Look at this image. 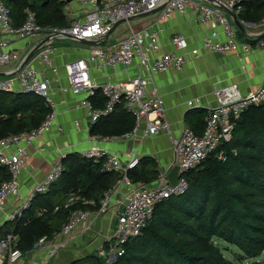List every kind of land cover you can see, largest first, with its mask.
Segmentation results:
<instances>
[{
  "label": "built area",
  "instance_id": "1",
  "mask_svg": "<svg viewBox=\"0 0 264 264\" xmlns=\"http://www.w3.org/2000/svg\"><path fill=\"white\" fill-rule=\"evenodd\" d=\"M63 13L68 24L63 26L42 25L37 22L36 13L24 8V18L16 25L4 0H0V66L16 63L15 67L0 75V91L28 92L41 97L50 108V112L39 126L19 133L0 137V165L9 173V177L0 183V227L5 221L20 218L28 208L32 198L45 193L63 171L62 154L58 150L56 160L49 170L39 179H34L20 191V175L26 168L29 148L36 139L52 124L55 116L52 99L51 79L47 69L54 75L58 67L53 64L54 42L58 39L93 38L103 41L99 45H89L85 53L64 63L67 88L73 94L80 95L78 106L85 110V119L94 124L98 119L112 113L117 105H122L134 117L133 127L119 136L92 134L89 145L80 154L94 162L101 161V169L119 174L118 184H124L126 193L120 202L123 209L118 212L114 229L107 236L106 248L99 244L97 255L102 264H114L125 252V243L139 234L152 216L157 203L171 195L182 193L187 187L183 173L195 168L203 159L213 154L224 160L225 155L219 147L232 137L235 119L249 105L264 101V78L253 91L242 94L237 84H225L215 87L214 106L208 108L204 117L201 134H196L190 127L182 128L177 136L171 131L166 118V109L155 85L153 76L171 69H183L204 53L228 52L248 54L252 45L240 41L236 36V27L232 15L241 10V0H62ZM159 9L158 20L133 28L129 26L127 34L119 40L105 44V36L113 25L120 20L128 21L140 14ZM172 15L192 16L199 23L207 25V32L202 35L198 45L190 46L182 32L171 37L170 50H162L158 38L157 21ZM264 26V15L261 20ZM75 41V40H74ZM263 44V43H261ZM26 50V53L23 51ZM29 56L23 64L26 56ZM135 68V73L123 80L107 79L98 83L92 71L104 72L105 68L116 70ZM103 99L101 106H94L90 97L95 90ZM188 105L192 101L187 102ZM78 127V120L73 121ZM142 128L146 137L165 132L170 136L175 156L174 164L179 167L177 180L171 184L168 172L158 174L151 185L133 182L128 171L139 163L136 150L128 153L122 160L119 153L110 151L101 145L102 141L127 139L136 136ZM117 190L113 185L104 191L98 201V209L73 207L80 202L93 205L92 199H86L74 193L68 194L64 207L70 209L68 218L61 229L47 241L41 237L32 247L42 250L43 261L54 257L59 248L90 228L97 215L108 211L112 194ZM58 207L56 206L55 209ZM18 234L8 232L0 236V258L7 264L19 260L23 251L17 246ZM42 248V249H40Z\"/></svg>",
  "mask_w": 264,
  "mask_h": 264
},
{
  "label": "trees",
  "instance_id": "2",
  "mask_svg": "<svg viewBox=\"0 0 264 264\" xmlns=\"http://www.w3.org/2000/svg\"><path fill=\"white\" fill-rule=\"evenodd\" d=\"M4 1L16 25L21 24L26 7L36 13L39 24H68L62 0ZM90 100L94 106L103 104L97 89ZM193 111L198 116L191 119L185 115V123L197 129L204 125V109ZM49 112L44 100L32 93L0 91V137L39 126ZM133 125V115L120 104L91 124L89 132L119 136ZM219 148L225 159L211 154L185 171L186 189L156 204L141 234L125 243L124 254L114 264H234L225 256L230 245L247 258L262 253L264 101L243 109L235 119L231 139ZM61 161L63 171L49 190L36 194L20 218L5 221L0 227V236L8 232L18 234L17 246L23 252L41 237L51 238L61 229L70 212L63 205L68 194L94 201L93 205L77 202L74 208L94 210L103 192L120 177L116 172L103 171L101 161L94 162L77 152L66 154ZM133 170L129 172L133 174ZM8 177L9 173L0 165V183ZM219 241L225 245L221 247ZM92 257L77 259L72 264H82Z\"/></svg>",
  "mask_w": 264,
  "mask_h": 264
},
{
  "label": "crops",
  "instance_id": "3",
  "mask_svg": "<svg viewBox=\"0 0 264 264\" xmlns=\"http://www.w3.org/2000/svg\"><path fill=\"white\" fill-rule=\"evenodd\" d=\"M200 1L207 2V0ZM241 6V13L235 15L240 23V26L234 23L236 36L240 41H247L252 45L251 52L245 55L233 52L204 53L196 60L189 61L183 69H171L153 76L152 84L157 87L163 99L166 118L170 122L174 136H177L185 126L194 129L185 123V115H188V118L196 119L198 114L193 111L195 108L204 109L205 117L208 108L215 104L213 94L215 87L235 83L242 94H247L262 82L264 78V38L259 36L264 31V26L261 23L264 15V0H241ZM158 17L159 10L131 18L126 21L128 27L126 26L127 28L122 34L112 35L111 33L117 25L107 36L105 44L112 43L126 35L129 26L134 29L140 28L158 20ZM131 20L134 21L131 22ZM157 27L162 50L172 48L170 42L175 33L182 32L190 46H196L202 35L208 30L206 24L199 23L192 16L186 15H172L165 20H159ZM66 39L68 38L58 39L54 42L55 50L51 57L53 64L58 67L57 75L47 69L49 77L53 79L51 80V96L54 102V120L29 148L26 168L20 175L21 193L25 192L26 186L34 179L44 176L51 163L59 155V149L65 155L72 152L80 153L90 142L92 134L89 132V127L91 124L85 119V110L78 106V99L81 96L73 94L69 89H62L67 88L68 85L64 63L85 53L90 44L70 39L71 45L56 46V43H61ZM23 53H26V50ZM15 65L16 63L13 62L0 66V73H6ZM92 72L95 80L101 83L108 78L123 80L132 76L135 73V68L126 70L122 66H117L115 71L105 68L103 73ZM189 100L192 101L191 105L187 104ZM74 120H78V127L74 126ZM203 127L204 125L193 131L196 134H201ZM142 128L133 138L105 140L101 145L110 151L119 153L122 160L127 159L129 152L136 150L140 158L139 163L134 167L133 174L127 172L128 177L136 179V182L151 185L158 174L168 172L175 165V156L170 136L167 133L160 132L146 137ZM154 172L155 174H153ZM155 176L156 178H154ZM115 185H117V190L111 196L108 211L97 215L89 229L73 238L67 246L59 248L54 257L44 262L42 250L36 251L31 248L23 252L21 258L13 264H72L75 260L89 255L93 256L92 259L82 264H102V258L96 253L97 246L102 244L106 248L108 244L106 238L114 229L115 220L120 211V202L126 193L124 184H118L117 180ZM98 206L91 211L96 212ZM51 239L52 237L47 238V241ZM0 264H7V262L0 258Z\"/></svg>",
  "mask_w": 264,
  "mask_h": 264
},
{
  "label": "rangeland",
  "instance_id": "4",
  "mask_svg": "<svg viewBox=\"0 0 264 264\" xmlns=\"http://www.w3.org/2000/svg\"><path fill=\"white\" fill-rule=\"evenodd\" d=\"M132 21H134V20H131V22ZM127 24L128 23L126 21H122L121 23L118 24L116 29L111 34L112 35L115 33H121L122 34L123 31L128 27ZM71 43H72V41H70V39H66V40L62 41L61 43H58V44L56 43V46L57 45L58 46H68V45H71ZM74 44H75V42H74ZM76 44H78V43H76ZM219 243H220L221 247H223L225 245L224 243H222L220 241H219ZM240 252L241 251L238 248L230 245L229 247H227V249L225 251V256L227 258L231 259L234 264H264V250L262 251V253L259 256L251 257V258L244 257L243 255H241ZM239 256H241V258Z\"/></svg>",
  "mask_w": 264,
  "mask_h": 264
},
{
  "label": "water",
  "instance_id": "5",
  "mask_svg": "<svg viewBox=\"0 0 264 264\" xmlns=\"http://www.w3.org/2000/svg\"><path fill=\"white\" fill-rule=\"evenodd\" d=\"M159 9H155V10H152L151 12H155V11H158ZM148 13L150 12H147V13H144V14H140L139 16H144V15H147ZM229 14L232 15L233 17V21L234 23L237 25V26H240V23L239 21L237 20L236 16L230 12H228ZM122 21L124 20H120V21H117L113 27L109 30V32L107 33V35L105 36V38H107V36L114 30V28L119 24L121 23ZM260 38H264V31L260 34L259 36ZM73 40L77 41V42H80V43H85V44H91V45H99L101 44L103 41H101L100 39H93V38H73L71 37ZM30 54L28 56H26V58L24 59L23 61V64L26 63V61L28 60ZM4 73H0V75H2ZM178 171H179V167L177 165H174L170 168V170L168 171V174H167V177H168V180L171 184H174L177 180V176H178ZM123 209V206L121 205L120 206V211Z\"/></svg>",
  "mask_w": 264,
  "mask_h": 264
}]
</instances>
